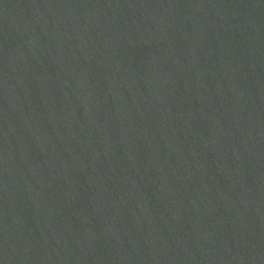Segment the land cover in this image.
Returning <instances> with one entry per match:
<instances>
[{
	"label": "water",
	"instance_id": "obj_1",
	"mask_svg": "<svg viewBox=\"0 0 264 264\" xmlns=\"http://www.w3.org/2000/svg\"><path fill=\"white\" fill-rule=\"evenodd\" d=\"M0 264H264V0H0Z\"/></svg>",
	"mask_w": 264,
	"mask_h": 264
}]
</instances>
